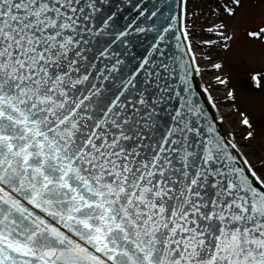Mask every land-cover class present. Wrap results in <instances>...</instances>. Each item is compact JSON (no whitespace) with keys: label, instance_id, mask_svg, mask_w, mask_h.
<instances>
[{"label":"snow or ice","instance_id":"obj_1","mask_svg":"<svg viewBox=\"0 0 264 264\" xmlns=\"http://www.w3.org/2000/svg\"><path fill=\"white\" fill-rule=\"evenodd\" d=\"M0 264H264V0H0Z\"/></svg>","mask_w":264,"mask_h":264},{"label":"rangeland","instance_id":"obj_2","mask_svg":"<svg viewBox=\"0 0 264 264\" xmlns=\"http://www.w3.org/2000/svg\"><path fill=\"white\" fill-rule=\"evenodd\" d=\"M207 78V77H206Z\"/></svg>","mask_w":264,"mask_h":264}]
</instances>
